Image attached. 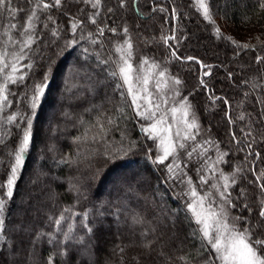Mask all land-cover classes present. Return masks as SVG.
<instances>
[{"label": "trees", "instance_id": "trees-1", "mask_svg": "<svg viewBox=\"0 0 264 264\" xmlns=\"http://www.w3.org/2000/svg\"><path fill=\"white\" fill-rule=\"evenodd\" d=\"M228 4L229 7L225 8L224 0H211L213 12L218 13L215 15L216 24L226 36L240 42L257 44L256 37H259L261 43L255 50H237L229 41L217 39L213 25L197 11L195 0H138L135 5L133 0H127L125 7L120 6L119 0H103L99 9H93L82 0H64L60 8L39 14V20L35 22L36 43L31 46V51L25 49L28 59L21 61L22 64L33 63L32 69H21L28 73L25 80L28 89L23 85L9 86L16 93V96L10 97L12 108L9 112L17 108V98L30 90L33 84L41 83L45 74L48 76V87L34 119L32 145L16 183L7 222L19 223L17 217L24 213L23 219L31 229L52 233L61 244L70 245L68 255L58 257L56 264H85L86 261L87 264H202L204 257H211L213 250H203L199 235H192L198 226L185 207L190 199L185 195L186 185L170 179L165 165L153 163L159 154V141L149 138L141 127H147L152 121L137 116L129 107L131 96L127 94V86L118 87L123 81L110 75L115 65L102 61L110 58L117 60L119 53L115 51L116 45L131 37L134 46L132 63L139 61L134 67L139 66L145 57L158 61L161 67L167 68L170 84L161 91L172 99L175 103L173 107L180 104L183 97L191 102L201 127L196 140H189L187 144H203L207 154L215 159L216 148L204 144L208 139L215 141L221 151L229 152L226 157L228 163L219 167L232 171L234 161H243L246 152L239 151V148H246V145H236L231 132L235 131L237 138H241L240 129H247L244 122L238 120L234 125L229 124L225 113L230 111L233 120L242 110L259 115L255 96L249 97L242 108L239 105L244 99L243 93L250 90L249 85L242 83L243 80L264 84V61L256 63L257 55L264 56V11L259 9L257 0H228ZM12 6L25 11L18 12L14 18L7 11H0V48L5 46L7 37L3 32L9 24L17 25L12 35L23 39L18 29L25 24L30 5L27 0H12ZM109 8L113 11L108 12ZM161 8L166 11H160ZM95 12L99 15L97 23L92 24L88 17ZM48 15L54 17L55 23L46 19ZM73 17L84 21L75 33L71 31ZM246 17L250 19L246 20ZM227 26L231 29L228 30ZM124 27L131 34L125 35ZM98 28H104L103 35ZM108 28H116L117 32H109ZM53 29L58 31V35L52 34ZM173 34L176 40H169L168 44L172 45L169 48L161 36ZM72 40L77 43L66 44ZM35 47H38L37 53H34ZM173 49L181 59L172 57ZM18 50L8 45L10 53ZM188 56L213 66L211 74L204 77L207 88L200 84V77L207 69H202L196 61L183 59ZM171 77L179 78L183 83L173 86ZM175 90L180 92L179 96L173 95ZM257 93L264 96V87ZM211 96L226 98L231 109L222 100L213 103ZM151 99L157 100V96L152 95ZM172 105L162 107L157 115L168 112ZM19 107L27 111L22 101ZM120 109L124 111L123 118ZM49 115L52 125L46 121ZM108 117H114L117 123L109 126L111 131L107 133L106 141L75 140L86 133L94 135L98 129L93 125L97 120L106 124ZM262 127L256 122L258 141L264 135V131H260ZM61 130L66 131L63 133ZM54 131H57L55 139L51 136ZM12 133L7 147L0 146V159L5 161L0 166V184L6 183L9 174L7 153L15 149L19 138L16 128H12ZM131 142H135V147L126 157L108 159L104 155L108 143L114 147L121 144L127 147ZM253 147L260 152V159L255 161L259 171L264 168V142H258ZM195 155L194 161L185 157L183 149L179 151L178 161L186 173L185 178L193 174V183L201 193L211 191L213 178L208 176L211 180L209 187L200 184L197 170L192 167L202 157ZM62 158L74 163H63ZM253 160L255 157H249V161ZM171 162L173 158L169 157L165 164ZM244 167L245 178L231 190L232 196L236 197L239 189L244 188L253 211L243 210L239 206L241 202L236 200L233 203L237 207L229 211L255 220L258 189L248 183L255 180L253 174L247 171L251 164L247 163ZM3 191L0 190V195ZM159 193L164 200L161 201ZM137 213L145 219L144 224L131 223V217ZM61 214L65 218L58 226L54 221ZM88 227L93 229L91 233L87 232ZM239 227L243 228L244 224L239 223ZM153 228L156 230L154 233ZM69 230L72 240L65 242L63 236ZM144 232L148 233L146 237L142 235ZM78 237H84L87 246L82 261L75 254L84 245L76 243ZM148 240L154 241L151 251L143 247ZM161 249L171 259L160 256ZM57 250L62 249L56 248L55 241L51 246L43 243L37 250L35 264H42V258ZM21 255L25 256L27 252ZM183 255L190 259L179 260L178 257ZM2 260L3 255H0ZM17 264H23V260L17 261Z\"/></svg>", "mask_w": 264, "mask_h": 264}, {"label": "snow or ice", "instance_id": "snow-or-ice-1", "mask_svg": "<svg viewBox=\"0 0 264 264\" xmlns=\"http://www.w3.org/2000/svg\"><path fill=\"white\" fill-rule=\"evenodd\" d=\"M30 8L26 15L25 24L18 29L23 39H17L12 35L13 30H17L15 23L9 24L4 30L3 35L7 37L4 40V47L0 48V146L7 147L8 140L11 139L13 133L12 128H16L19 132V138L15 149L7 153L9 174L5 184H0V190L3 191V195H0V255H3V260L0 264H17V261L23 260V264H35V258L37 257V250L43 243L53 244L57 250L50 252L47 257L42 258V264H56L58 257L68 255V248L70 245L61 244V242L54 237L52 233H45L43 231L33 230L30 225L23 219V213H20L17 217L19 223L9 224L8 208L10 202L15 193V187L19 174L24 167L26 156L30 150L33 141V125L34 119L37 115V111L42 104L45 96L46 89L48 87L46 81L48 79L47 74L44 76V80L41 83L33 84L30 90H26L17 98V108L14 111L9 112L12 108V100L10 97L16 96V93L12 92L10 85L20 86L23 85L25 89L28 86L25 84V80L28 76L26 71L21 69H32L33 63L22 64L21 61L28 59L25 49L31 51V46L36 43V21L39 20L40 13H47L53 8H60L64 0H27ZM83 3L90 5L93 9H99L103 5V0H82ZM120 6L125 7L127 0H119ZM134 5L138 3V0H133ZM257 4L260 10L264 11V0H257ZM195 7L205 21L213 25L214 34L217 39H225L229 41L237 50H255L261 42L259 37H256L257 44L250 42H240L231 36H226L222 29L216 24L215 15L211 7V0H195ZM224 7L228 8V0H224ZM138 10V9H137ZM155 10V9H153ZM160 11H166V9H159ZM0 11H7L11 17H15L18 12L25 11L23 8H16L12 6V0H0ZM111 8L108 12H112ZM175 13V9H173ZM99 12L93 13L88 19L92 24H96V17ZM225 16L227 13L225 12ZM178 18V14H177ZM48 21L55 23L54 17L48 15L46 17ZM250 19L246 17V20ZM84 21L73 17L71 20V31L75 33L82 25ZM47 27V24H45ZM100 35L104 34V28L97 29ZM109 32L116 33V28H108ZM128 28L124 27L123 32L128 34ZM52 34L58 35V31L53 29ZM89 35H92L91 33ZM186 38V37H185ZM161 40L169 45V40H176L175 35L167 36L162 35ZM93 43L97 41L93 40ZM76 40L66 42L67 45L76 44ZM8 45L18 48V51L9 52ZM133 43L131 37L124 40L123 44H117L115 51L119 53L117 60H103L102 63L108 64L111 62L115 65V69L110 73L112 77H118L123 81V84L118 87L127 85V94L131 96V104L133 111L137 116L142 117L145 120L152 121L147 127L141 126L142 130L151 139L159 140V154L153 160L154 164L165 165L169 178L173 180H179L182 184L186 185L187 191L185 195L190 197L185 203V207L191 212V216L198 226L193 230L192 235H199L203 250H213L211 257H204L202 264H264V168L257 171L256 160L260 159V152L254 149V145L258 142H264V135L260 136V140H257L255 124L261 123L264 126V96L257 93V90L264 87V84H258L255 80H243L242 83L249 85L250 90L243 93L244 99L240 101V107L248 101L249 97L255 96L257 110L259 115L242 110L239 112L236 120L232 119V115L229 112L225 113V116L229 124H236L237 120L244 122L245 128L240 129L242 137L237 138L235 131L231 132L232 141L236 145L244 143L246 148H239V151L246 152L243 161L239 164H235L233 170L230 173H225L223 169L219 167L220 164H227L226 157L229 155L228 151H221L218 143L208 139L204 141V144L210 147L216 148V158L212 160L208 158L205 162L208 164L207 168L197 169L198 174L201 172L219 173V180L222 184L217 182L211 184V189L215 190V195L212 191H207L201 194L196 185L193 183L191 177H186V173L181 168V163L178 161L179 151L181 149H187L189 145L187 141H195L196 136L200 133V124L197 120L193 106L187 97H183L180 101L179 107H172L170 111L175 114L180 113V123L183 127H177L173 134L172 126L170 124L165 127L161 125L165 124L166 112H161V115L157 117V112L161 111V104H167V98L161 97V104L154 103L151 99L152 94L148 91L147 85L152 77V70L159 69V63L149 61V58L145 57L140 61L139 66L134 67L133 60ZM87 51V50H85ZM238 54V53H237ZM173 58L181 59L177 56L176 50L171 52ZM183 59L189 61H196L202 69H207L202 73L200 77V84L207 88V83L204 81V77L211 74V68L213 66L206 65L203 61L197 60L195 57L188 56ZM264 61V56L257 55L256 63L259 64ZM143 65H149L148 69L143 72L139 71V68ZM167 68L160 70L158 76L162 80H157V88H167L169 84V78L166 76ZM232 74L229 73V78ZM171 83L173 86H179L183 82L176 77H171ZM173 95L179 96L180 92L175 90ZM210 99L213 103L216 100H222L225 105L231 109V105L224 97L211 96ZM23 102L27 111L19 107V103ZM121 118L124 117L123 109L119 110ZM117 123L114 117H108L107 123H102L97 120L93 127L98 129L92 136H88L87 133L82 137H76L77 142L83 139H91L93 141L105 140L107 133L111 131V127ZM264 131V127L260 129ZM163 133V134H162ZM123 137V133H122ZM135 147V142H131L127 147L122 144L119 147H114L110 143L106 144L104 155L108 159H116L120 157H126ZM151 150H149V153ZM205 155L207 148L203 144H194L191 146V151H187L186 155L191 159L193 154ZM173 158V162L165 164V161ZM249 157H255V160L249 161ZM151 158V157H150ZM63 163H74L68 158H62ZM4 160L0 159V166H3ZM250 163L251 167H248L247 171L252 173L255 177L254 181H248L249 184H254L258 189L256 193V219H250L249 217L237 216L233 218V223H229V209L236 208L237 204L233 203V200L240 201V207L252 213L253 209L248 201V194L244 188L239 189V195L232 196V189L239 184L240 180L245 178L244 165ZM209 178L203 174L199 175L200 184H208ZM73 188L79 193V189ZM130 190V189H129ZM218 197V202H217ZM63 214L54 221L56 225H60L64 220ZM146 221L139 214H135L131 217V223L133 225H142ZM243 223L244 227L240 228L239 223ZM93 229L87 228V232L91 233ZM155 228L152 229L154 233ZM69 233H64L63 240L65 242L71 241L72 236ZM145 237L147 232L142 233ZM78 244H84V237H78L76 240ZM153 240H148L144 243L143 247L149 251L152 250ZM86 246V245H85ZM123 252V248L120 249ZM27 252V255L21 254ZM6 253V255H4ZM159 255L166 259L167 257L164 251L161 249ZM181 261H188L189 256L183 255L178 257ZM87 264V261L85 262Z\"/></svg>", "mask_w": 264, "mask_h": 264}, {"label": "rangeland", "instance_id": "rangeland-1", "mask_svg": "<svg viewBox=\"0 0 264 264\" xmlns=\"http://www.w3.org/2000/svg\"><path fill=\"white\" fill-rule=\"evenodd\" d=\"M227 29L228 30H230L231 28L229 27V26H227ZM129 34H131L130 32H128ZM37 51H38V47H35V49H34V53H37ZM37 57V56H36ZM148 58V57H147ZM110 60H112V58H110ZM143 60V59H142ZM141 60V61H142ZM149 61L150 62H152L151 61V59H149ZM137 62H139V61H136L135 63H137ZM155 62H157V63H159L158 61H155ZM135 63H133V66H134V64ZM163 67V68H162ZM160 66V68L159 69H155V70H152V77H151V79L149 80V83H148V85H147V88H148V91L152 94V95H154V96H157V100H155L154 99V103H157V104H161V97H164V98H167V100H168V103L167 104H161V108L162 107H169V106H171L174 102L172 101V99L171 98H169V97H167V94H165L163 91H161V90H163L164 88L162 87V88H157L156 87V83H157V80H162V78L161 79H159L160 77L158 76V72L160 71V70H163L165 67L164 66ZM149 68V65H143L142 67H140L139 69H142V71L141 72H143L145 69H148ZM166 76L169 78V75H167L166 74ZM154 78H156V81L154 80ZM152 80V82H150ZM153 81H155V82H153ZM168 85H170V84H168ZM127 86V85H126ZM170 87V86H169ZM176 89V88H175ZM160 91V92H159ZM172 101V102H170V101ZM175 101V100H174ZM110 102V101H109ZM111 102H113L112 100H111ZM110 102V103H111ZM175 104V103H174ZM173 104V105H174ZM173 105H172V107H173ZM171 107V108H172ZM174 107H179V103L177 104V105H175ZM170 108V109H171ZM170 109H169V111L167 112V111H164V112H167V115L165 116V124L164 125H161V127H165L166 125H168V124H170L171 126H172V130H173V134H174V132H175V129L177 128V127H183V125L180 123V113L179 112H177V113H175V114H173L171 111H170ZM88 111H90V109L88 110ZM157 117H159L158 115H157ZM46 121L47 122H50V124L52 125V123H51V121H50V115L47 117V119H46ZM167 121V122H166ZM66 130H61V132H65ZM55 133H57V131H54V132H52V134H51V136L55 139L57 136H55ZM163 134V133H162ZM207 137V136H206ZM159 141V140H158ZM197 142V141H196ZM191 146L192 145H189V147L187 148V149H183V153H184V155H186V152L187 151H191ZM210 147H208V149H209ZM223 147L221 146V149H222ZM224 149V148H223ZM186 158H188V159H190L187 155L185 156ZM38 158H41V155L40 154H38ZM208 158H211L207 153L205 154V155H202V157H200L199 158V163H197V162H194V164H193V166L192 167H194V168H196V170L197 169H200V168H202V166L204 167V168H207L208 166H207V163H205L207 160H208ZM194 160L195 161V159H196V155H195V153L193 154V157L191 158V160ZM212 160H215V159H213V158H211ZM235 164H239V162H237V161H234L233 163H232V165L234 166ZM200 166L199 168H197L198 166ZM227 168H229V166L227 165ZM226 170V171H225ZM225 170H223L224 172H227V173H230L231 171H229V170H227V169H225ZM197 174H198V172H197ZM201 174H203V175H205V176H209V177H212L213 179H212V181H213V183H217V182H219V183H221L222 184V181H220L219 180V173L217 172V173H212V172H201ZM193 174H191L190 175V177L192 178V181L194 182V178H193V176H192ZM200 175V173L198 174V176ZM216 176V177H215ZM208 177V178H209ZM215 177V178H214ZM56 179V178H55ZM58 182V181H57ZM211 182V180L209 179L208 180V184H205V185H207L208 187H209V183ZM43 188V187H42ZM198 190V189H197ZM200 193H201V191H200V189L198 190ZM211 191L214 193V195H215V190L214 189H211ZM201 194H204L203 192L201 193ZM159 197H160V199H161V201L162 200H164V198H163V196H162V194L161 193H159V195H158ZM33 199V198H32ZM217 202H218V197H217ZM39 209V208H38ZM24 214V213H23ZM234 217H237V215H234V214H232V212H230L229 211V223H233V221H232V219L234 218ZM131 237V236H130ZM133 239H134V236H133ZM135 240V239H134ZM135 243V242H134ZM178 244L179 243H177L176 245L178 246ZM50 246H51V244H49ZM87 247V246H86ZM84 252H85V244L84 245H81V247H79L78 248V250H77V252H75V254L80 258V260L82 261L83 259H84ZM74 253V252H73ZM23 254V253H22Z\"/></svg>", "mask_w": 264, "mask_h": 264}]
</instances>
